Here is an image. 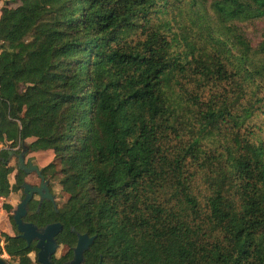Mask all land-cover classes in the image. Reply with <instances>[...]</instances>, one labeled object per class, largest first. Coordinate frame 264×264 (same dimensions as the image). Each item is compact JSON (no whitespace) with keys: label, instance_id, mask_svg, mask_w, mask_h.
<instances>
[{"label":"trees","instance_id":"1","mask_svg":"<svg viewBox=\"0 0 264 264\" xmlns=\"http://www.w3.org/2000/svg\"><path fill=\"white\" fill-rule=\"evenodd\" d=\"M14 2L0 145L54 154L42 173L59 166L68 197L58 211L34 199L25 218L63 224L54 261L73 257L75 228L97 235L89 264H264V32L254 46L243 26L264 0ZM11 151L3 196L25 182ZM17 235L5 252L29 264L35 243Z\"/></svg>","mask_w":264,"mask_h":264},{"label":"water","instance_id":"2","mask_svg":"<svg viewBox=\"0 0 264 264\" xmlns=\"http://www.w3.org/2000/svg\"><path fill=\"white\" fill-rule=\"evenodd\" d=\"M29 151L27 146H24V150L21 153L11 151L10 155L17 158L18 168L24 170L27 174L36 173L40 178V184L33 186L29 182L22 184L24 197L19 202L13 213V222L18 231V237L26 241L27 246H31L35 243L36 250V262L29 264H89L85 259V252L90 249L94 243L97 235L91 236L88 233H80L72 228L77 233V244L73 247V257L65 262L59 263L54 261L57 251L61 247L57 240V236L63 230V224L60 221L49 223L45 226H38L33 222H28L25 218L28 215L30 203L32 202L34 195L37 194L40 197V204L44 200H50L53 202L56 210L58 211V205L56 197L51 192L50 181L42 173V168L33 162H27L26 153ZM0 264H7L6 260L0 254ZM98 264H103L100 261Z\"/></svg>","mask_w":264,"mask_h":264},{"label":"rangeland","instance_id":"3","mask_svg":"<svg viewBox=\"0 0 264 264\" xmlns=\"http://www.w3.org/2000/svg\"><path fill=\"white\" fill-rule=\"evenodd\" d=\"M2 5H4L6 2H10L11 5H15L14 0H0ZM245 35L251 40L252 44L255 46L259 43V41L262 38V33L264 32V18L253 20L252 22H248L243 24ZM24 146H21L17 151L18 154L21 153L24 150ZM11 158V164L15 166V171L9 175L10 180L14 184L16 182V174H17V158L16 157H10ZM26 160L27 162H33L34 164L38 165L40 168H43L44 166L48 165L50 162L54 160V154L52 151H43V152H34V151H28L26 153ZM60 167L57 166V173L51 174L47 176V179L52 184L53 192L56 197V202L59 207L64 203V201L67 199V195L63 193L61 185L59 184V178H60ZM25 181L29 183H34L39 180L36 173H30L24 176ZM23 198V189L19 188L17 191H13L11 194V202L9 204L12 206V210H8L5 206V211L2 215H0V254L1 256L6 260L7 264H19V260L17 258H13V256H10L6 254L5 252V246L8 243L7 237L8 235L15 236L18 234L17 229L15 228L14 222H13V213L19 202ZM8 204V203H7ZM68 252V247L61 245L59 250L56 253V258L64 257ZM36 250H33L29 253L30 263L36 262Z\"/></svg>","mask_w":264,"mask_h":264},{"label":"built area","instance_id":"4","mask_svg":"<svg viewBox=\"0 0 264 264\" xmlns=\"http://www.w3.org/2000/svg\"><path fill=\"white\" fill-rule=\"evenodd\" d=\"M2 2L0 1V16H1V7H2ZM21 147V144H18L16 147H10V143L8 144H1L0 145V149H10L12 151H17L19 148ZM12 193V192H11ZM7 203L9 204V201H8V196H3V195H0V215H2L5 211V206L7 205Z\"/></svg>","mask_w":264,"mask_h":264},{"label":"flooded vegetation","instance_id":"5","mask_svg":"<svg viewBox=\"0 0 264 264\" xmlns=\"http://www.w3.org/2000/svg\"><path fill=\"white\" fill-rule=\"evenodd\" d=\"M39 178V177H38ZM33 186H36V185H39L40 184V178H39V180L37 181V182H34V183H31ZM50 188L52 189V184H50ZM52 192V191H51ZM54 193V192H53ZM55 195V194H54ZM23 197H24V194H23ZM37 200V201H39V204H40V197L37 195V194H35L34 195V198H33V200ZM32 200V201H33ZM44 201H46V200H44Z\"/></svg>","mask_w":264,"mask_h":264},{"label":"crops","instance_id":"6","mask_svg":"<svg viewBox=\"0 0 264 264\" xmlns=\"http://www.w3.org/2000/svg\"><path fill=\"white\" fill-rule=\"evenodd\" d=\"M12 194V193H11ZM11 194L8 196V201L11 202ZM32 252V251H31Z\"/></svg>","mask_w":264,"mask_h":264}]
</instances>
